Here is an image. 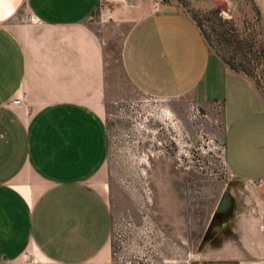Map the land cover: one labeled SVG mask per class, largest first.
<instances>
[{
  "label": "crops",
  "instance_id": "crops-1",
  "mask_svg": "<svg viewBox=\"0 0 264 264\" xmlns=\"http://www.w3.org/2000/svg\"><path fill=\"white\" fill-rule=\"evenodd\" d=\"M153 5L0 0V264L110 263L103 110L116 46L135 90L222 104L229 170L243 182L264 181L263 97L211 50L189 15ZM22 93L26 101L14 106ZM237 219L235 211L214 262L247 264L244 255L254 253L234 237Z\"/></svg>",
  "mask_w": 264,
  "mask_h": 264
},
{
  "label": "rangeland",
  "instance_id": "rangeland-1",
  "mask_svg": "<svg viewBox=\"0 0 264 264\" xmlns=\"http://www.w3.org/2000/svg\"><path fill=\"white\" fill-rule=\"evenodd\" d=\"M164 3L189 15L211 50L264 99V0ZM29 17L23 11V20L33 23ZM115 48L103 110L109 140L103 177L112 201L109 264H217L220 251L202 246V239L224 192L236 206L240 229L234 237L247 239L254 251L244 255L247 264H264V189L229 170L223 105L135 90Z\"/></svg>",
  "mask_w": 264,
  "mask_h": 264
},
{
  "label": "flooded vegetation",
  "instance_id": "flooded-vegetation-1",
  "mask_svg": "<svg viewBox=\"0 0 264 264\" xmlns=\"http://www.w3.org/2000/svg\"><path fill=\"white\" fill-rule=\"evenodd\" d=\"M235 205V202H233ZM233 205L232 210L229 213H220V214H213L209 225L204 233L202 239V246L210 245L215 247L219 245L226 236H229V231L231 227V223L234 219V214L236 210V206ZM206 234V235H205ZM201 247V246H200ZM218 264V263H217ZM223 264V263H220Z\"/></svg>",
  "mask_w": 264,
  "mask_h": 264
},
{
  "label": "built area",
  "instance_id": "built-area-1",
  "mask_svg": "<svg viewBox=\"0 0 264 264\" xmlns=\"http://www.w3.org/2000/svg\"><path fill=\"white\" fill-rule=\"evenodd\" d=\"M164 1H165V0H154V5H153V10H154V12H158V11L160 10V7H161L162 4H164ZM29 20L33 21V18L30 16V17H29ZM27 96H28L27 93H22L20 96L15 97V98L13 99L12 104H13L14 106H19V105H21L23 102L26 101ZM253 183H254L257 187H262V188L264 189V181H255V182H253ZM29 259H30V254H29L28 252H25V253L23 254V260H24V261H28Z\"/></svg>",
  "mask_w": 264,
  "mask_h": 264
},
{
  "label": "water",
  "instance_id": "water-1",
  "mask_svg": "<svg viewBox=\"0 0 264 264\" xmlns=\"http://www.w3.org/2000/svg\"><path fill=\"white\" fill-rule=\"evenodd\" d=\"M233 202H234L233 197L228 192H224L214 211V214L216 215L220 213H226V214L229 213L233 208V205H234ZM209 228H210V225H209Z\"/></svg>",
  "mask_w": 264,
  "mask_h": 264
}]
</instances>
